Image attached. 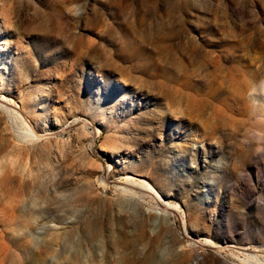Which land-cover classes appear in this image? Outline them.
I'll return each mask as SVG.
<instances>
[{"label":"rangeland","instance_id":"1","mask_svg":"<svg viewBox=\"0 0 264 264\" xmlns=\"http://www.w3.org/2000/svg\"><path fill=\"white\" fill-rule=\"evenodd\" d=\"M256 260L264 0H0V264Z\"/></svg>","mask_w":264,"mask_h":264},{"label":"bare ground","instance_id":"2","mask_svg":"<svg viewBox=\"0 0 264 264\" xmlns=\"http://www.w3.org/2000/svg\"><path fill=\"white\" fill-rule=\"evenodd\" d=\"M2 105V104H1ZM4 107V106H3ZM9 110V109H8ZM147 188L149 189V191L153 194V195H155L157 198H159L160 199V196H159V194L151 187V186H149V185H147ZM245 261V260H244ZM253 264H264V263H262V262H259L258 260H256Z\"/></svg>","mask_w":264,"mask_h":264}]
</instances>
